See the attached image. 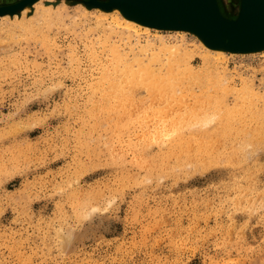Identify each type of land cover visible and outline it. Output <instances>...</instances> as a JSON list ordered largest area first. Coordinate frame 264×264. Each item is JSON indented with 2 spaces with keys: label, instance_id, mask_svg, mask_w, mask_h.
I'll list each match as a JSON object with an SVG mask.
<instances>
[{
  "label": "rangeland",
  "instance_id": "1",
  "mask_svg": "<svg viewBox=\"0 0 264 264\" xmlns=\"http://www.w3.org/2000/svg\"><path fill=\"white\" fill-rule=\"evenodd\" d=\"M69 1L27 31L0 19V264H264V142L242 132L264 128L263 54L212 58L176 96L129 89L120 34Z\"/></svg>",
  "mask_w": 264,
  "mask_h": 264
},
{
  "label": "bare ground",
  "instance_id": "2",
  "mask_svg": "<svg viewBox=\"0 0 264 264\" xmlns=\"http://www.w3.org/2000/svg\"><path fill=\"white\" fill-rule=\"evenodd\" d=\"M28 1L29 0H8L6 3L5 1L4 3L0 2V7L8 9L19 8L13 12L0 16V19H3V21L11 20L13 27L27 31L34 25L32 18L35 17V13H37V11H40L42 12V15L44 14L49 17L53 14L56 16L61 14V9H65L67 7L66 5L70 2L69 0H46V7H42L43 0H36L31 3ZM95 1V3L103 1L108 3L109 0ZM248 1L249 0H121L125 9L111 5L110 1L109 6L107 7L103 4L100 6H96L94 4H92L93 6H86V4L83 3L85 1L75 3L79 4L77 7L79 12L83 15V18H87L90 14L94 15L95 12V25L104 26L105 24V28L110 34H120L117 36L120 37L119 41L121 44L112 43L111 39L106 38L105 36L104 37L106 39L111 41H109L110 44L107 40V42H105V38H103L104 41L101 40L103 43L110 45L108 46L111 55L110 60L107 61H109V65L112 67V71L109 73H112L113 80H119L121 83L126 84L129 89H132L134 86L139 87L141 85L140 82L144 83L143 81L150 80L153 83L152 87L154 91L160 90L163 82H165V90L169 94L176 96V94H182L185 91L184 89L188 87L187 85H183L184 83L181 82L186 80L195 82L197 81L195 79L201 80L211 75L206 72V69L211 67L212 58L215 59L213 65L217 66V61H225L230 57L255 56L258 54H263L264 56V42L255 46H247L248 48L244 47V44L242 45L237 42L235 45L232 43L227 46L223 42H216V40H214L215 38L213 39V37L205 34L204 31H201V29L195 28L197 25L196 23H199L204 27L207 25H216L217 22H215L214 19L217 17L231 21L230 23H226L228 26L231 24H240L244 20L243 13L241 11L243 4L246 3L248 5ZM106 2L104 4H107ZM57 4H59V6L56 7ZM138 4L141 9H139ZM258 4L259 6H264V0H259ZM247 5H245L244 8H247L248 10ZM29 13L31 14L25 19L24 14L26 15ZM153 14H156L157 16H165L169 20H185L184 22L189 23L190 27L182 26V28L172 29L168 27L166 22L161 21L160 23H156L146 19L147 17H151ZM157 20H160V18ZM201 21L203 22L200 23ZM176 24L181 25L179 23ZM170 25L174 26L173 22H170ZM261 25L264 26V19L260 22L259 26ZM214 28L218 31H220L219 29H227L222 25L214 26ZM153 32H155V34H153ZM164 32L170 33L171 38L164 37L161 34ZM109 33L107 35L110 36ZM143 35H146V40L143 42V45H140ZM187 36L191 37V43L187 41ZM113 37L114 36H111V38ZM117 41L118 40L115 42ZM195 46H197L202 52L204 68L201 72H194L189 64L186 63V58L188 56L192 57L194 52L193 48ZM120 47L122 48V51L120 50ZM143 49L144 51H152L151 53L146 52V64L141 61L144 56L141 53H138ZM153 51L158 52L157 54H154ZM104 63L102 65H104ZM106 67L107 64L102 66L103 70H101L104 72L101 75V81L108 78V73L105 71ZM218 75L219 78L222 77L219 73ZM200 87L203 94H209L214 90V88H212L213 86L202 85ZM108 93L109 92H106V94ZM110 93L113 92L110 91ZM192 112L193 111L189 113L192 114ZM229 113L234 112L230 111ZM202 117H207V115L202 114L201 117L199 116L198 118ZM228 117H230L229 114ZM194 118L191 120L186 119L189 121L187 123H190L192 120H194L193 122L201 120ZM232 121L233 120L226 118L223 120L224 124L228 128L227 130L233 129L232 124L234 122ZM187 123L183 124V122H181L180 125L182 126L176 125L175 127L179 129V127H184ZM242 132H244V135L249 137L252 141H255L256 144L264 142L263 127H259L251 131L243 130ZM202 137L205 138L207 136L206 134H203ZM191 144L195 149L193 153L195 158L200 155L205 156V153L209 152L213 147L212 144H193L190 142L185 145H179V147L190 148L192 146ZM237 162L238 161H235L233 163L236 164Z\"/></svg>",
  "mask_w": 264,
  "mask_h": 264
},
{
  "label": "water",
  "instance_id": "3",
  "mask_svg": "<svg viewBox=\"0 0 264 264\" xmlns=\"http://www.w3.org/2000/svg\"><path fill=\"white\" fill-rule=\"evenodd\" d=\"M35 1L36 0H29L28 2L31 3ZM109 1L111 2L110 3L111 5L119 7L121 9H125L123 4L121 3V0H109ZM109 1L108 3L106 2L107 4H104L105 2L95 3L96 2L95 0H88L87 2H84V3L86 4V6H93L92 4L96 6L97 5L100 6L103 4L107 7L109 6ZM258 2L259 0H249L248 5L246 3L243 4L241 11L243 13L244 20L238 25L231 24L230 26H228V24L226 23L228 22L230 23L231 21L224 20V19L217 17L214 19V21L217 22L216 25H213V26L207 25L206 27H204V26H201L199 23H196L197 25L195 28L201 29V31H204L205 34L209 35L210 37H213V39L215 38L214 40H216V42H223L227 46L232 43L235 45L236 42L242 45L244 44L243 46L246 48H248L247 46H250V45H254V46L259 45V43L264 42V26L263 25L259 26L262 19H264V6L263 5L259 6ZM245 5H247L248 10L247 8H244ZM138 7L139 9H141L139 4H138ZM17 9L19 8L8 9L5 7H0V16L13 12L14 10H17ZM155 15L153 14L151 17H147V18L145 17V18L150 21H154L156 23H160L161 21L166 22L168 27L172 29L182 28V26L190 27L189 23L184 22L185 20H181V21L169 20L165 16H159V15L155 16ZM157 17H159L160 20H157L159 19ZM170 22H173L174 26L170 25ZM202 22L203 21H201L200 23ZM176 23H179L181 25H177ZM218 25H222L223 27H226L227 29L225 30L219 29L220 31H218L214 28V26H218Z\"/></svg>",
  "mask_w": 264,
  "mask_h": 264
},
{
  "label": "snow or ice",
  "instance_id": "4",
  "mask_svg": "<svg viewBox=\"0 0 264 264\" xmlns=\"http://www.w3.org/2000/svg\"><path fill=\"white\" fill-rule=\"evenodd\" d=\"M31 13H29V15H30Z\"/></svg>",
  "mask_w": 264,
  "mask_h": 264
}]
</instances>
